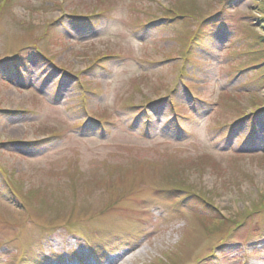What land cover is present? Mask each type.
<instances>
[{
  "label": "rangeland",
  "instance_id": "1",
  "mask_svg": "<svg viewBox=\"0 0 264 264\" xmlns=\"http://www.w3.org/2000/svg\"><path fill=\"white\" fill-rule=\"evenodd\" d=\"M139 250L264 264V0H0V264Z\"/></svg>",
  "mask_w": 264,
  "mask_h": 264
},
{
  "label": "bare ground",
  "instance_id": "2",
  "mask_svg": "<svg viewBox=\"0 0 264 264\" xmlns=\"http://www.w3.org/2000/svg\"><path fill=\"white\" fill-rule=\"evenodd\" d=\"M56 243H58V241H56ZM51 244H54V241ZM141 254H142L141 250H139L137 253H132L131 252L129 254H124L122 256H118V257L112 258L110 261H108V264H128L129 261H131V260L133 261L137 257H140ZM84 260H86L85 262L87 264H94L91 261H89L90 259L88 257H85ZM78 261L79 260H76L74 263H68V264H79Z\"/></svg>",
  "mask_w": 264,
  "mask_h": 264
}]
</instances>
